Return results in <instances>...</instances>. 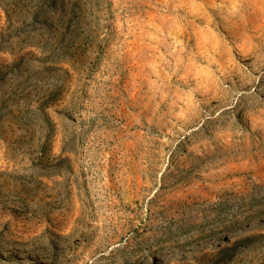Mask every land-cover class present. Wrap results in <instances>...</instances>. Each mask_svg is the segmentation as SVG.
Segmentation results:
<instances>
[{
  "label": "rangeland",
  "instance_id": "rangeland-1",
  "mask_svg": "<svg viewBox=\"0 0 264 264\" xmlns=\"http://www.w3.org/2000/svg\"><path fill=\"white\" fill-rule=\"evenodd\" d=\"M0 264H264V0H0Z\"/></svg>",
  "mask_w": 264,
  "mask_h": 264
},
{
  "label": "bare ground",
  "instance_id": "bare-ground-1",
  "mask_svg": "<svg viewBox=\"0 0 264 264\" xmlns=\"http://www.w3.org/2000/svg\"><path fill=\"white\" fill-rule=\"evenodd\" d=\"M253 226H248L246 230H250ZM232 237L230 238V241H235L237 240L241 234H242V230L241 229H237L236 231H234L233 233H231ZM167 255H163L161 256V259H166Z\"/></svg>",
  "mask_w": 264,
  "mask_h": 264
}]
</instances>
